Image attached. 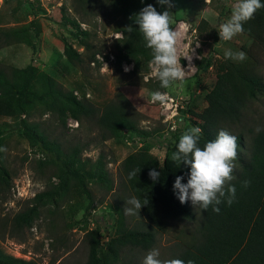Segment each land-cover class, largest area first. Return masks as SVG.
Segmentation results:
<instances>
[{"label": "rangeland", "instance_id": "1", "mask_svg": "<svg viewBox=\"0 0 264 264\" xmlns=\"http://www.w3.org/2000/svg\"><path fill=\"white\" fill-rule=\"evenodd\" d=\"M95 3L83 9L75 0H0V31L29 26L34 43L1 47L0 64L20 69L31 64L53 77L65 92L85 99L98 111L121 93L137 118V128L148 134L103 140L95 121L78 122L67 115L44 112L36 105L26 116L28 122L36 124L49 140L56 141L62 151L77 146L85 170L95 171L94 162L100 158L107 180L86 179L87 193L70 181L61 195L39 207V217L30 228L19 231L12 229V217L31 206L37 193L58 187L59 180L54 177L57 166L48 162L49 152L32 145L23 135L20 117L0 116V168L5 169L9 182L0 193V248L37 264H83L88 254L86 232L98 227L107 241L115 232L120 212L127 229L151 230L154 240L148 249L126 245L117 264H143L152 249H158L159 259L167 262L197 237L201 209L190 201L193 220L153 221L142 208L139 214H126L124 209L131 207L127 201L135 196L121 173V162L144 144L161 161L171 132L181 136L196 127L192 122L196 118L186 110L199 113L206 106L205 95L215 84L218 64L224 60L241 62L226 59L225 51L244 52L243 47L248 48L251 39L241 33L230 41L219 40V26L230 17L235 0H173L169 10L172 28L179 33L176 47L185 78L159 90L166 97L163 103L152 102L151 94L156 91L152 62L120 58L123 50L117 42L121 37L116 31L117 17L107 8L106 0ZM161 6L163 10L167 7ZM202 19L208 27L199 32ZM66 45L80 53L78 63L66 58ZM203 57L210 62L195 75L196 62ZM259 71L264 78V57ZM263 126L264 95L246 107L241 124L230 128L232 133L242 132L247 142ZM109 184L111 190L107 191Z\"/></svg>", "mask_w": 264, "mask_h": 264}, {"label": "trees", "instance_id": "2", "mask_svg": "<svg viewBox=\"0 0 264 264\" xmlns=\"http://www.w3.org/2000/svg\"><path fill=\"white\" fill-rule=\"evenodd\" d=\"M75 1L83 9L96 4V0ZM106 2L109 6L106 7L117 17L116 31L121 34L117 42L123 50L120 58L152 62L151 50L145 47L142 34L135 24L136 14L147 4H152L159 12L164 11L162 6L156 0ZM128 25L132 26V31H128ZM207 27V21L202 19L198 31L202 32ZM243 28L242 33L251 39L250 46L243 47L247 58L237 63L228 60L219 63L215 84L205 95L206 106L199 113L189 108L186 110L196 118L192 119L193 124L202 130L198 146L203 147L206 142L215 139L220 130H225L237 137L238 156L233 162L234 179L229 182L236 188L235 199L230 205L224 199L218 206L219 213L214 212L211 205L207 211L201 209V219L195 230L197 237L185 244L171 259H180L185 264L189 261L191 264H264V126L259 131L257 129L247 142L242 132L232 133L230 128L241 124L246 107L264 95V78L259 71L264 57V8L259 9L253 19L244 23ZM13 43L34 45L29 26L0 31V48ZM64 55L70 62L80 61V53L69 45L64 47ZM209 62V58L205 57L197 61L195 75ZM153 89L164 90L157 80L153 83ZM38 104L44 112L67 115L78 122L83 119L95 121L101 129L103 140L119 139L121 135L125 139H132L135 133L143 136L148 134L137 128V118L121 93L98 111L85 99L65 92L53 77L31 64L23 69L0 64V116L20 117L23 135L32 145L50 153L48 162L57 166L54 177L59 180L55 190L37 193L31 206L12 217L11 227L19 231L30 228L39 217V207L46 201L53 200L54 196L61 195L60 191L69 187L70 181L87 193L86 179L93 180L96 177L97 182L107 180L105 165L100 158L94 162L95 171L85 170L79 161L77 146L62 151L56 141L49 140L36 124L28 122L26 116ZM179 138L175 132L170 133V137L165 140V153L161 161L150 154L149 146L144 144L138 152L129 154L121 162V173L127 179L134 196L145 204L142 210L150 220L194 219L190 201L181 204L173 189L176 176H183L181 182L186 183L189 172V167L183 162L178 166L171 159L172 153L177 150ZM151 169L160 172V179L156 182L148 175ZM4 172L5 169L1 167L0 193L9 186ZM133 172L136 175L129 178ZM243 181H248V185L244 186ZM106 189L111 190V184ZM85 235L88 238V254L83 264H117L119 253L126 245L148 249L154 240L151 230L127 229L120 212L115 232L107 241L103 240L98 227L90 229ZM0 264L37 263L14 257L0 248Z\"/></svg>", "mask_w": 264, "mask_h": 264}, {"label": "clouds", "instance_id": "3", "mask_svg": "<svg viewBox=\"0 0 264 264\" xmlns=\"http://www.w3.org/2000/svg\"><path fill=\"white\" fill-rule=\"evenodd\" d=\"M143 2V0H142ZM157 4L167 6L163 12L157 11L152 4L144 6L137 14L135 24L145 41V47L151 50L153 77L159 81L160 87L167 89L175 82L183 81L185 70L181 66L182 57L177 54L178 31L172 28L171 7L173 0H156ZM264 8L261 0H235L232 5L230 17L220 24L218 34L219 40L230 41L244 31L243 25L254 18L259 9ZM132 31V26L126 27ZM226 59L244 61L247 56L243 51L233 52L228 49L224 53ZM184 58L189 59L187 56ZM152 102L163 103L166 100L164 94L155 91L151 94ZM259 131V129H258ZM201 128L192 127L182 133L176 145V151L172 153L171 159L180 165L189 167L186 183H182L183 176H176L173 189L181 204L191 201V204L199 206L207 211L213 206V211L219 213L218 207L224 199L230 205L235 199L236 188L229 182L234 179V161L238 156L237 137L225 130H220L215 139L206 142L203 147L198 146ZM3 149H0L2 151ZM136 173H130L129 178ZM150 179L156 182L160 179V172L156 169L149 170ZM248 181H243L244 186ZM127 204L131 207L125 208L128 215L139 214L145 204L135 197L130 198ZM158 249H152L144 257L143 264H185L180 259L167 262L159 259ZM188 264H191L189 261Z\"/></svg>", "mask_w": 264, "mask_h": 264}]
</instances>
